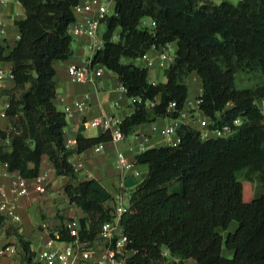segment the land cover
<instances>
[{"label": "trees", "instance_id": "obj_1", "mask_svg": "<svg viewBox=\"0 0 264 264\" xmlns=\"http://www.w3.org/2000/svg\"><path fill=\"white\" fill-rule=\"evenodd\" d=\"M18 1L25 12L16 21L19 39L8 56L0 47V63L12 64L15 83L6 110L12 128L0 130V164L29 180L39 176L47 158L58 176L69 179L68 198L85 215L79 220L80 240L93 245L102 225L113 218L114 210L106 206L113 197L96 180H77L69 160L74 151L66 148L64 138L66 114L54 104L55 65L74 55L71 28L78 20V0ZM110 1L114 12L103 22L104 48L92 66L116 74L128 97L141 100L121 122L123 134L178 116L190 96L193 74L201 80V109L212 121L210 128L227 125L233 130L228 137L203 140L197 130L183 125L178 146L155 147L136 156L137 164L148 166V174L130 192L121 218L129 239L126 264H165L170 257L196 264H264V194L255 198L252 182L238 179L239 172L250 169L264 181V114L258 105L264 100V0L236 5ZM146 18L153 27H142ZM173 43V62L164 70L167 81L152 83L150 69L136 62ZM240 75L252 76L255 85L240 88ZM149 102L155 106L148 107ZM172 102L176 110H169ZM109 141L110 132L97 138L79 134L76 152ZM3 220L0 215V224ZM234 222L237 227L230 231ZM16 237L24 264H41L31 242ZM52 237L74 239L64 227ZM225 250L233 253L231 258Z\"/></svg>", "mask_w": 264, "mask_h": 264}, {"label": "crops", "instance_id": "obj_2", "mask_svg": "<svg viewBox=\"0 0 264 264\" xmlns=\"http://www.w3.org/2000/svg\"><path fill=\"white\" fill-rule=\"evenodd\" d=\"M0 16L7 23L5 36H0V47L4 48L5 55L8 56L20 36L16 21L24 18L25 12L18 0H0ZM79 19L81 20L82 16ZM143 22L142 26L153 27L151 20H148L144 25ZM86 45L85 39L74 37L73 57L55 65L56 98L54 104L59 111L64 112V109L68 107L72 113L71 116L66 117L67 127L64 133L66 142L68 140L76 142L79 134L86 138H97L103 133V130L90 127L89 123L104 116H112L122 122L133 112L132 100L128 97L118 76L113 72L105 69L103 76L95 84L72 81L68 67L72 64L83 65L91 58ZM170 46L174 53L176 44L173 43ZM149 58L158 61V51H150ZM125 62L127 63V61ZM136 63L142 67L146 66L141 59ZM0 70L5 74L4 78L0 79V130L8 131L12 128L11 120L6 116L9 104L8 93L15 88L14 79L9 77L12 64L10 62L0 63ZM149 77L152 83L167 81L165 71L159 68L149 70ZM199 89H202L201 80L193 74L190 81V95L197 94ZM159 100L160 97L157 102ZM168 122L166 119L158 120L157 124L164 126ZM144 137L151 138V142L154 144L161 140L159 135L152 134L151 126L146 125L135 127L131 134L122 141H109L96 145L99 146L100 152H96V146H94L78 153L75 145V151L69 160L73 166L80 162L83 163V167L76 172L77 180L79 182L98 181L111 193L113 198L106 206L113 210L122 194L128 204L130 192L148 174V166L136 162V156L142 153L139 146ZM119 153H123L128 162L135 163V170L140 173L139 176H136L132 170H124L118 166ZM41 177H44L45 181L42 182ZM19 179H23L19 173L9 172L6 164H0V184L5 186L9 199H14L12 189ZM24 180L29 193L17 199V211L21 216V223L15 224L5 219L0 224V251L5 250L6 252L4 255H0V264H24V251L16 234H20L30 241L32 251L37 254L53 235L58 236L66 221L75 220L78 223L85 216L83 210L72 204L68 198L65 188L69 179L58 176L53 164L47 158L43 159L37 178ZM38 187L44 191L39 192ZM224 255L231 258L233 253L225 250ZM89 264H95V258ZM165 264L192 263L190 260L180 262L179 259L170 257Z\"/></svg>", "mask_w": 264, "mask_h": 264}, {"label": "built area", "instance_id": "obj_3", "mask_svg": "<svg viewBox=\"0 0 264 264\" xmlns=\"http://www.w3.org/2000/svg\"><path fill=\"white\" fill-rule=\"evenodd\" d=\"M216 1V0H210ZM113 4L110 0H78V4L75 6L74 11L78 20L71 28V35L76 38H83L86 40V49L91 54L83 65L72 64L68 67V73L73 82L77 83H90L95 84L98 79L103 76L105 67L98 65L93 67L92 61L94 56L104 48V33L105 26L103 22L112 15L110 12V6ZM82 16V19L79 18ZM7 30V23L5 19L0 16V36H5ZM118 36L113 37L114 41H117ZM158 51V61H153L149 58V53L144 55L141 60L146 64L148 69H167L173 62L174 53L170 45H166L163 48L153 49ZM5 74L0 70V79L4 78ZM13 78L12 73L9 75ZM203 89H199V92L195 95H190L183 108L178 111V116L169 117L166 120L169 122L164 126H159L157 123L151 126L152 134L159 135L161 140L155 144L151 142V138L144 137L142 144L139 146V150L144 152L148 149L161 147V146H178L181 143V137L178 134V129L181 126H188L197 130L200 133V137L203 140L211 138H225L233 134V130L230 126H222L216 128H210L212 121L205 116L201 109ZM132 104L134 102L141 103L140 99H131ZM117 105V104H116ZM264 114V100L258 102ZM148 107H154L155 102L147 103ZM176 102L170 104L169 110H176ZM66 117L71 116L70 108L64 109ZM239 120L235 121V125H239ZM90 127L101 128L103 132H110L112 141H122L126 136L121 131V121L112 116H104L91 123ZM77 143L72 140L66 142V148L71 151H75L74 146ZM96 152H100L99 146H96ZM117 164L124 170H132L136 176L140 173L135 170V163L127 161L123 153L118 154ZM83 167V163L80 162L74 165L75 173ZM40 180L45 181L44 177ZM39 192L44 190L38 187ZM14 199H9L7 196V190L5 186L0 184V215L6 220L15 224L21 223V216L18 213L17 199L21 196L28 195V189L24 179H19L14 184L12 189ZM128 210V204L125 203L124 194L117 201V206L113 211L112 220L104 223L101 227L97 243L90 245V243L80 240V226L79 222L75 220H68L64 224V228L74 238L70 242H60L55 237H51L43 247V249L37 253L36 259L41 264H89L95 258V264H126L127 245L129 243L128 236L125 234L124 229L121 226V218ZM5 250L0 251V255H4Z\"/></svg>", "mask_w": 264, "mask_h": 264}, {"label": "rangeland", "instance_id": "obj_4", "mask_svg": "<svg viewBox=\"0 0 264 264\" xmlns=\"http://www.w3.org/2000/svg\"><path fill=\"white\" fill-rule=\"evenodd\" d=\"M224 1H229L232 4H237L239 3L240 0H216L214 1L215 4H221ZM110 12H114V5L111 4L110 6ZM150 20V19H145V22H143V25L146 24V22ZM144 27V26H142ZM141 63V62H140ZM145 67V66H144ZM151 70V69H150ZM238 85L240 88H250L253 87L256 83V81L254 79H252V76L250 75H240L238 77ZM238 179L239 180H250L253 184V190H254V197L255 198H259L261 195L264 194V184H263V180H262V174L259 172H255L252 171L250 169H246L243 170L241 172L238 173ZM126 203V200H125ZM237 227V223H232L231 227H230V231H233L235 228ZM221 231V230H220ZM190 263L192 264H196L194 261L190 260Z\"/></svg>", "mask_w": 264, "mask_h": 264}]
</instances>
